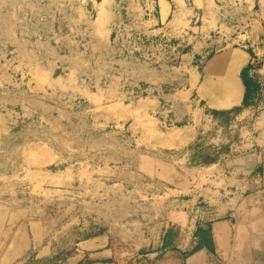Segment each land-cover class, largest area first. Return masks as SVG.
<instances>
[{
	"label": "rangeland",
	"instance_id": "1",
	"mask_svg": "<svg viewBox=\"0 0 264 264\" xmlns=\"http://www.w3.org/2000/svg\"><path fill=\"white\" fill-rule=\"evenodd\" d=\"M168 1L162 22L158 0H0V209L137 255L184 197L174 179L235 152L252 115L200 83L241 11L206 31L197 0Z\"/></svg>",
	"mask_w": 264,
	"mask_h": 264
},
{
	"label": "crops",
	"instance_id": "2",
	"mask_svg": "<svg viewBox=\"0 0 264 264\" xmlns=\"http://www.w3.org/2000/svg\"><path fill=\"white\" fill-rule=\"evenodd\" d=\"M158 2L163 22L173 4ZM229 8L241 17L206 60L201 95L217 112L251 114L253 122L235 152L200 167L206 175L174 179L184 197L168 207L158 239L132 255L98 228L64 245L42 220L0 209V264H264V0H197L189 12L198 10L210 31L212 22L227 23L220 19Z\"/></svg>",
	"mask_w": 264,
	"mask_h": 264
},
{
	"label": "trees",
	"instance_id": "3",
	"mask_svg": "<svg viewBox=\"0 0 264 264\" xmlns=\"http://www.w3.org/2000/svg\"><path fill=\"white\" fill-rule=\"evenodd\" d=\"M246 95H247V98H248V96L250 95V91H249V93H248V91H247V94H246Z\"/></svg>",
	"mask_w": 264,
	"mask_h": 264
},
{
	"label": "bare ground",
	"instance_id": "4",
	"mask_svg": "<svg viewBox=\"0 0 264 264\" xmlns=\"http://www.w3.org/2000/svg\"><path fill=\"white\" fill-rule=\"evenodd\" d=\"M31 155V154H30Z\"/></svg>",
	"mask_w": 264,
	"mask_h": 264
}]
</instances>
